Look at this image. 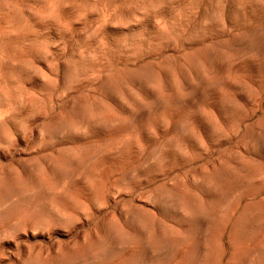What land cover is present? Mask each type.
<instances>
[{
	"label": "rangeland",
	"instance_id": "rangeland-1",
	"mask_svg": "<svg viewBox=\"0 0 264 264\" xmlns=\"http://www.w3.org/2000/svg\"><path fill=\"white\" fill-rule=\"evenodd\" d=\"M0 264H264V0H0Z\"/></svg>",
	"mask_w": 264,
	"mask_h": 264
}]
</instances>
